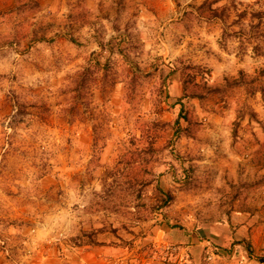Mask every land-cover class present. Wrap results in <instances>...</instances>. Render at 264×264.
<instances>
[{"label":"rangeland","instance_id":"1","mask_svg":"<svg viewBox=\"0 0 264 264\" xmlns=\"http://www.w3.org/2000/svg\"><path fill=\"white\" fill-rule=\"evenodd\" d=\"M78 263L264 264V0H0V264Z\"/></svg>","mask_w":264,"mask_h":264},{"label":"trees","instance_id":"2","mask_svg":"<svg viewBox=\"0 0 264 264\" xmlns=\"http://www.w3.org/2000/svg\"><path fill=\"white\" fill-rule=\"evenodd\" d=\"M170 199L165 200V204H169L171 202V196H169Z\"/></svg>","mask_w":264,"mask_h":264},{"label":"crops","instance_id":"3","mask_svg":"<svg viewBox=\"0 0 264 264\" xmlns=\"http://www.w3.org/2000/svg\"><path fill=\"white\" fill-rule=\"evenodd\" d=\"M177 235V233H175V236ZM95 259V258H94ZM78 264H80V263H78Z\"/></svg>","mask_w":264,"mask_h":264}]
</instances>
